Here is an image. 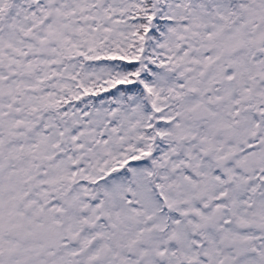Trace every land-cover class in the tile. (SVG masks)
<instances>
[{
  "label": "snow or ice",
  "instance_id": "1",
  "mask_svg": "<svg viewBox=\"0 0 264 264\" xmlns=\"http://www.w3.org/2000/svg\"><path fill=\"white\" fill-rule=\"evenodd\" d=\"M0 264H264V0H0Z\"/></svg>",
  "mask_w": 264,
  "mask_h": 264
}]
</instances>
